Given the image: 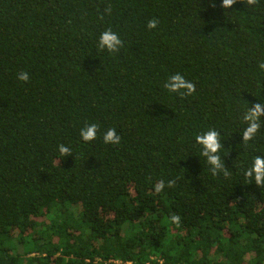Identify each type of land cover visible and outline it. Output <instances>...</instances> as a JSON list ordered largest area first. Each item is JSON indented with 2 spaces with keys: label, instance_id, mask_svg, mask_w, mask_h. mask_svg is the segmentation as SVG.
Listing matches in <instances>:
<instances>
[{
  "label": "trees",
  "instance_id": "16d2710c",
  "mask_svg": "<svg viewBox=\"0 0 264 264\" xmlns=\"http://www.w3.org/2000/svg\"><path fill=\"white\" fill-rule=\"evenodd\" d=\"M221 3L0 0V264H264V187L243 175L264 115L242 140L264 104V0ZM106 29L118 52L97 47ZM177 73L191 95L164 88ZM208 130L228 176L201 155Z\"/></svg>",
  "mask_w": 264,
  "mask_h": 264
},
{
  "label": "clouds",
  "instance_id": "9594fccd",
  "mask_svg": "<svg viewBox=\"0 0 264 264\" xmlns=\"http://www.w3.org/2000/svg\"><path fill=\"white\" fill-rule=\"evenodd\" d=\"M237 0H222L220 5L221 8L228 9L234 5ZM244 3L250 6L258 5L259 0H243ZM215 6L214 4L212 5ZM110 7L106 9V12H110ZM102 18V17H101ZM159 21L153 18L147 22L148 28H156ZM99 49H106L109 53L118 52L122 47V41L119 36L114 33L111 29L103 31L99 37L98 45ZM258 68L264 71V62L258 63ZM19 80L28 81L29 75L24 72L20 73L17 77ZM169 92H176L179 95L188 96L195 91V85L186 80L181 74L177 73L169 77L168 81L164 84ZM261 115H264V104L256 103L244 113L242 119L247 123V127L243 131L242 140L243 143L247 144L248 141L252 140L256 133L261 127ZM98 126L92 123L81 129L80 135L85 142H90L96 139ZM196 142L202 146L201 155L207 158L208 164L211 166L210 171L213 176L223 174L224 176L230 175L227 168L225 167L224 161L217 154L222 147L220 133L216 130H208L202 135L195 137ZM103 141L106 144H119L121 137L117 135L115 128L108 129L103 135ZM60 157H65L67 154L72 153L71 149L63 144L58 146ZM243 175L249 180V184L254 183L257 186L264 187V156H256L250 167L244 170ZM175 181L169 180L168 186H174ZM165 187L164 181L157 182L154 186L155 193H161ZM170 220L173 224L179 225L180 216L172 215Z\"/></svg>",
  "mask_w": 264,
  "mask_h": 264
}]
</instances>
